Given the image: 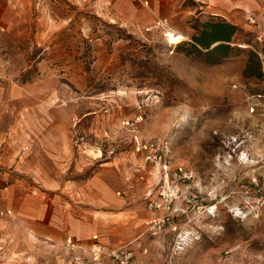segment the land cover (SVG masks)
<instances>
[{
  "label": "rangeland",
  "instance_id": "obj_1",
  "mask_svg": "<svg viewBox=\"0 0 264 264\" xmlns=\"http://www.w3.org/2000/svg\"><path fill=\"white\" fill-rule=\"evenodd\" d=\"M220 22L225 55L227 32L194 40ZM137 139L167 141L192 174L168 213L150 207L161 173ZM48 199L56 219L73 200L99 224L127 200L161 213L146 233L167 264H264V0H0L2 252L45 263Z\"/></svg>",
  "mask_w": 264,
  "mask_h": 264
},
{
  "label": "crops",
  "instance_id": "obj_2",
  "mask_svg": "<svg viewBox=\"0 0 264 264\" xmlns=\"http://www.w3.org/2000/svg\"><path fill=\"white\" fill-rule=\"evenodd\" d=\"M149 1L151 4L152 0ZM72 195L75 197L74 193ZM49 200L45 202V263L43 259L38 258L41 255L36 253L15 251L7 254L0 250V264H35L32 262L34 260H42L41 264H68L71 252L65 249L67 238H73L80 248L79 251L87 256L94 236H97L99 242L107 249L124 247L131 254L130 264L168 263L167 252L165 246L160 243L161 239L146 233L147 222L154 217H160L161 213L149 211L144 218L138 217L134 213L135 206L127 200V203L121 202L118 206L125 220L105 219L100 220L102 222L99 224L97 209L90 208L89 212L83 213L80 200H73L69 207L60 204L56 219ZM17 244L15 240V245ZM100 264L119 263L104 258Z\"/></svg>",
  "mask_w": 264,
  "mask_h": 264
},
{
  "label": "built area",
  "instance_id": "obj_3",
  "mask_svg": "<svg viewBox=\"0 0 264 264\" xmlns=\"http://www.w3.org/2000/svg\"><path fill=\"white\" fill-rule=\"evenodd\" d=\"M135 3L141 4L143 6H150L149 0H133ZM166 20H160L158 26L168 30ZM233 142H238L237 138H227L226 144H232ZM136 145L138 151L144 154V160L146 163H155L160 170V188L158 195L160 198L158 200H151L150 207L157 211H163L168 213L172 209V205L181 191L180 183L181 181L190 180L192 174L184 169L183 166H178L173 169L171 161L168 159V142H153L144 141L137 139ZM151 194H149V197ZM164 217L153 218L149 221L148 227L150 231L156 232L160 230L165 222ZM191 236L189 234H181L178 237V241L175 244V251L183 250L191 242ZM93 244L88 249L87 256L79 251V246L77 242L69 237L67 238L65 249L71 252L68 264H100L104 258H109L116 261L119 264H130L131 254L125 250L124 247L107 249L100 242L97 236L92 238Z\"/></svg>",
  "mask_w": 264,
  "mask_h": 264
},
{
  "label": "trees",
  "instance_id": "obj_4",
  "mask_svg": "<svg viewBox=\"0 0 264 264\" xmlns=\"http://www.w3.org/2000/svg\"><path fill=\"white\" fill-rule=\"evenodd\" d=\"M235 31V26L230 25L227 22H220V23H208L205 25V31L202 32L201 35L195 37V42L199 45L204 46L206 49L210 48L211 45L207 44L204 40L206 37H213L218 35H223L227 32V36H222L220 39L224 41V44H218L214 47L215 51H224V54L227 52L229 45L226 44L230 41V38L233 36ZM223 33V34H222ZM259 68V67H258Z\"/></svg>",
  "mask_w": 264,
  "mask_h": 264
},
{
  "label": "bare ground",
  "instance_id": "obj_5",
  "mask_svg": "<svg viewBox=\"0 0 264 264\" xmlns=\"http://www.w3.org/2000/svg\"><path fill=\"white\" fill-rule=\"evenodd\" d=\"M168 41L172 44H179L185 40V36L177 32H169L166 34Z\"/></svg>",
  "mask_w": 264,
  "mask_h": 264
}]
</instances>
